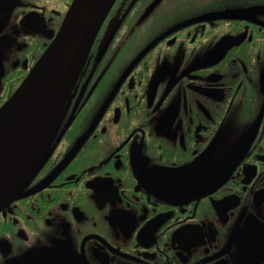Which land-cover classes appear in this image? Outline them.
Returning a JSON list of instances; mask_svg holds the SVG:
<instances>
[{
	"label": "flooded vegetation",
	"instance_id": "flooded-vegetation-1",
	"mask_svg": "<svg viewBox=\"0 0 264 264\" xmlns=\"http://www.w3.org/2000/svg\"><path fill=\"white\" fill-rule=\"evenodd\" d=\"M71 2L0 0V106ZM61 249L85 264H264V0L113 1L0 208V264Z\"/></svg>",
	"mask_w": 264,
	"mask_h": 264
},
{
	"label": "water",
	"instance_id": "water-1",
	"mask_svg": "<svg viewBox=\"0 0 264 264\" xmlns=\"http://www.w3.org/2000/svg\"><path fill=\"white\" fill-rule=\"evenodd\" d=\"M113 1L72 0L51 43L0 106V208L24 187L28 173L45 152L53 126ZM76 148L77 145L70 157ZM30 264L85 262L61 249L40 254Z\"/></svg>",
	"mask_w": 264,
	"mask_h": 264
},
{
	"label": "rangeland",
	"instance_id": "rangeland-1",
	"mask_svg": "<svg viewBox=\"0 0 264 264\" xmlns=\"http://www.w3.org/2000/svg\"><path fill=\"white\" fill-rule=\"evenodd\" d=\"M181 1H187V0H181ZM229 1H232V0H228V2H229Z\"/></svg>",
	"mask_w": 264,
	"mask_h": 264
}]
</instances>
